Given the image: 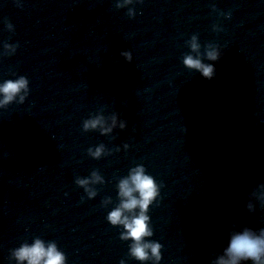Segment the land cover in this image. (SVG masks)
<instances>
[{
  "label": "water",
  "instance_id": "water-1",
  "mask_svg": "<svg viewBox=\"0 0 264 264\" xmlns=\"http://www.w3.org/2000/svg\"><path fill=\"white\" fill-rule=\"evenodd\" d=\"M189 55L213 64L214 77L187 67ZM137 166L159 188L144 237L159 260L150 250L136 259L108 218ZM262 193L264 0H161L104 131L38 239L66 264H217L233 232L264 229Z\"/></svg>",
  "mask_w": 264,
  "mask_h": 264
},
{
  "label": "clouds",
  "instance_id": "clouds-1",
  "mask_svg": "<svg viewBox=\"0 0 264 264\" xmlns=\"http://www.w3.org/2000/svg\"><path fill=\"white\" fill-rule=\"evenodd\" d=\"M198 47L192 44L193 50ZM209 60H217L218 53L211 50L207 53ZM184 63L187 67L195 69L206 79H212L215 75L213 64H204L200 59L191 55L186 56ZM27 88V80L20 78L17 81H6L0 84V105L6 104L14 99L21 90ZM95 124L96 122H91ZM87 126V125H86ZM123 127V125H121ZM101 149H97L94 155H99ZM81 184L87 181H79ZM159 188L155 179L146 174L143 166L134 168L129 177L120 181L119 195L121 204L109 213V220L112 224L123 225L126 232L124 238L134 241L130 251L138 260L144 261L149 258V250L152 256L159 260L160 245L153 242H145L144 237L151 236L152 232L148 227L149 217L146 215L148 206L158 195ZM138 194V195H137ZM264 195V193H262ZM138 214L126 215L135 209ZM18 264H66V257L54 242L45 244L44 241L36 239L31 245L24 244L14 251ZM251 261L252 264H264V229L259 233L251 228H244L242 231L233 232L230 235L228 246L224 249V255L219 257L217 264H241Z\"/></svg>",
  "mask_w": 264,
  "mask_h": 264
}]
</instances>
